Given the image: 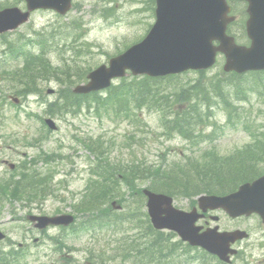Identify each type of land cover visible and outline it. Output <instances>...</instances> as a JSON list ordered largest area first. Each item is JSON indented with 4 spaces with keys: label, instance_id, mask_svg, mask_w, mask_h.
<instances>
[{
    "label": "rangeland",
    "instance_id": "1",
    "mask_svg": "<svg viewBox=\"0 0 264 264\" xmlns=\"http://www.w3.org/2000/svg\"><path fill=\"white\" fill-rule=\"evenodd\" d=\"M148 1L74 0L70 11L63 17L51 12L34 13L30 20L31 24L21 28L20 31L25 36H32L33 30L41 31L44 33L41 37L50 36L51 32L56 34L57 31L59 53L55 52L51 55L54 63L52 66L67 71V75L70 76L69 82L74 84L72 87H66L67 80H63L60 84L51 79L54 83L48 84V81L45 85L44 82H40L41 89L48 87L58 91V86L55 85L57 83L61 87L60 90H71L76 85L85 83L84 77L88 72L102 64H107L110 58L117 57L126 48L136 44L154 22L153 6L147 4ZM1 2L7 7L23 6L21 0H0ZM236 12L238 14L242 12L240 5L237 6ZM234 28L232 31L236 33L237 27ZM64 34L72 38H66ZM236 34L239 45H245L240 28ZM61 46L65 48L61 49ZM223 64L224 59L220 57L214 70L202 74L194 72L182 74L174 78V81L163 83L159 87L163 90V95L181 90L184 95L191 93L193 98L196 87L198 99L209 102L213 116L210 125L214 126L215 131L212 139L214 141L211 144L207 142L186 144L178 138L168 139L164 136L158 114H148L146 110H142L139 118L131 120L132 116L129 112L116 115L113 102L104 98L98 105L91 102L88 110L83 106L84 110L81 109L82 112L75 117L67 115L57 118L55 120L57 131L48 133L47 128H44L38 120L44 119L45 114L37 98L31 97L27 101L15 104L12 100L5 101L0 97V179L8 178L11 174L2 164L3 160H8L16 165L18 174L24 167L38 171L41 175L52 172L54 176L52 183L55 184L51 196L36 201L42 202L41 204L32 203L33 213H28L31 211L18 205L2 208L0 230L7 238L1 245L4 249L0 248V251L4 254L11 252L5 248L7 243L20 242L30 246L33 237L38 236L35 234L31 236L29 233V223L25 221L27 215L39 213L60 215L65 212L73 214L74 200L82 192L84 195L93 181L88 177L91 173L90 165L91 168L94 167L92 171L103 172L108 176V170L105 169L107 163L122 167L133 161H145L151 164L162 162L164 166H168L179 161L178 153L184 149H187L186 154L190 155L191 152L198 153L200 149L212 146L218 155L227 156L236 149H243L250 144L251 138L247 136L245 130L264 132V73L247 74L239 81H235L229 79V75H224ZM61 79L64 77L61 76ZM132 80L134 79L128 76L125 82ZM120 83L115 81L114 85ZM218 84L222 93H226V100L230 104L227 107H223V102L216 97ZM46 99L51 102L55 100V96H46ZM112 100L115 101L114 96ZM208 126L205 128L211 129ZM98 136L100 143L105 142L100 146L99 152L106 153L100 159L87 151L83 145L84 140L95 139ZM261 139L258 137V140ZM194 145L197 146L195 149ZM252 156L250 155L249 159ZM46 159L48 160L45 161ZM108 168L111 166L108 165ZM257 168L256 173H260V169H264V166L258 165ZM122 185L124 186L123 182L120 183L117 192L119 202L126 201V197L131 192L140 191L147 186L134 183L126 188ZM37 190L41 188L38 187ZM174 206L183 211L191 210L190 201L186 198H174ZM77 219L79 224L83 220L80 216ZM219 225L231 228L242 227L249 234V238L237 246L240 255L237 259H233L234 264H264V225L255 217L241 219L235 223L220 218ZM129 227L132 229L133 225L129 224ZM129 227L124 226L127 231H130ZM60 233L58 229L48 230L45 233L47 236L41 235V243L37 248L31 246L26 250H19L22 254L18 255L13 264H74L84 259L87 249L99 248L101 251H106L114 246L113 242L117 238V235L103 230L97 233L96 245L90 247L93 239L86 233L67 232V245H64ZM112 238L114 241L110 240Z\"/></svg>",
    "mask_w": 264,
    "mask_h": 264
},
{
    "label": "trees",
    "instance_id": "2",
    "mask_svg": "<svg viewBox=\"0 0 264 264\" xmlns=\"http://www.w3.org/2000/svg\"><path fill=\"white\" fill-rule=\"evenodd\" d=\"M65 37L67 38L66 35ZM74 42L76 43V41ZM36 66L39 69L37 71L28 68L15 72V76L20 77V80L17 82L25 90L33 86L35 79L38 80V78H56L57 80H61V76H63L70 81V76L67 75V71H61L58 67L53 68L48 63V60L37 61ZM26 67H34V64L27 65ZM228 78L234 79L235 81L240 80L236 75L229 76ZM172 81H174L172 77L165 79H149L144 77L139 80L134 79L128 83L123 81L121 85L109 90L108 97L110 99L114 96L117 105L124 112L128 110L132 118H137L139 110L143 108L149 112L158 114L163 129L169 133L181 136L184 140H189L197 130L200 132L210 125L213 116L210 112L209 102L205 99H198L196 87H194V98L191 93L184 95L181 90H176L169 93V95H163V90H160L159 87L163 83H170ZM217 91L218 96L216 95V97L223 102V107L226 106L228 104L226 93H222L219 84L217 85ZM96 96L93 95V99H96ZM58 99L48 108L49 113L52 115L59 116L68 113L75 103L78 109L81 106L79 104V97L71 95L66 90L60 92ZM196 136L201 137L202 135ZM87 142L85 145L86 148L99 159L106 154L99 152V147L105 143L103 141L100 143V138L96 140L88 139ZM249 153L252 154H248V159H245L243 156L244 153L241 152H237L229 157L213 159L211 157L216 155H205L200 160H194L192 162L191 159H188L182 165L173 166L172 168L164 167L163 163L155 165L146 163L145 161H133L131 164L129 163L121 167L111 165L106 161L111 166V168H108V165L105 166V169L108 170V176L103 172H96L95 176L97 180L92 182L86 193L77 200V205L74 206V209L80 214L93 215V213L97 212V216L95 217L97 219L99 218L98 213L100 212L99 215L103 217L102 222L110 225V227H113L117 223L124 224V221H131L135 225V229L132 230L134 236L124 238L128 240V243L124 245V247L128 245V253H130L129 245L135 243L141 248V251H146L145 253H149L153 257L155 264H161L163 262L156 254V250H151L159 246L164 247L165 250H176L183 259L189 252L187 251L188 247L184 246L180 241H174L172 234L154 231L146 215L140 212V204L143 200L140 192H131L127 201H122L129 211H133L130 215L127 212L116 217L115 214L103 208L107 207L112 201H118L119 197L117 192L122 182L126 188L134 183H145L149 190L171 197L185 196L191 198L200 194H227L236 189L241 183L259 176L262 170H264L260 169L261 173H256V169L258 168H255L254 165L259 160L264 165V150L257 149ZM250 155L253 156L249 159ZM37 176L26 175L22 176L21 179L19 177L20 180L18 179V181L10 180L1 182L0 204L2 201H23L29 203L38 197L41 198L44 196L40 192L44 185L34 180L38 178ZM38 187L41 190H37ZM138 205L139 207H137ZM137 221L141 228L137 226ZM136 231L137 233H135ZM127 256L135 261L136 256L134 253H130ZM4 262L0 255V264H8V262ZM162 264H181V262H174L171 259Z\"/></svg>",
    "mask_w": 264,
    "mask_h": 264
},
{
    "label": "water",
    "instance_id": "3",
    "mask_svg": "<svg viewBox=\"0 0 264 264\" xmlns=\"http://www.w3.org/2000/svg\"><path fill=\"white\" fill-rule=\"evenodd\" d=\"M216 1L221 5V13L224 12L222 0ZM51 2L60 14H65L69 9L70 0ZM212 2L213 0H157L156 23L146 39L124 55L112 59L109 68L103 66L92 72L88 76L90 83L77 91L88 93L107 88L111 79L123 77L126 70L131 71L133 75L162 77L190 69H206L213 64L217 51L223 53L226 58L225 72L234 71L240 74L264 69V31L256 25L253 11L247 23L251 47L246 49L235 46L232 39L223 35L225 24L229 20L224 18L223 13L215 11ZM250 4L251 10V0ZM262 4L263 11L258 14L259 21L264 20V0ZM43 5L45 8L51 7L47 0L43 1ZM10 13L12 12L6 11L0 14V23ZM5 21L8 24L20 22L18 19ZM214 40L220 43L216 48L212 47ZM48 124L52 127L51 122ZM143 193L147 198L146 207L155 229L174 231L182 241L191 246H199L222 260H227L230 244L242 236L238 232L218 234L216 229L198 234L199 229L194 227L198 219L196 209L191 213H184L172 207V199L169 197L148 191ZM198 208L203 212L222 209L231 217L257 212L264 218V177L251 185L240 187L238 192L227 197H201L198 199ZM30 220L38 221L40 224L36 227L39 229L48 225L67 226L73 221L69 216ZM2 238L0 235V240Z\"/></svg>",
    "mask_w": 264,
    "mask_h": 264
},
{
    "label": "bare ground",
    "instance_id": "4",
    "mask_svg": "<svg viewBox=\"0 0 264 264\" xmlns=\"http://www.w3.org/2000/svg\"><path fill=\"white\" fill-rule=\"evenodd\" d=\"M57 39H59V38H57ZM36 43L39 45L44 44L43 40H38ZM25 61L34 63V62H37L38 59L36 57L30 58L28 56H25ZM151 250H156V254L159 256L161 261H163L162 263H165L166 261H170L171 259H173L174 262L180 261L182 263V258L180 256V254L177 253L176 250H173V251L165 250V248L162 246H159L156 249L153 248ZM129 251H130V253L135 254L136 264H155L153 257L149 253H145L146 251H144V252L141 251V248L137 244H135V243L130 244L129 245ZM5 256H6V258H9V259L11 258V256L9 254H6ZM207 261L208 260H206V259L201 260V262H203V263H206Z\"/></svg>",
    "mask_w": 264,
    "mask_h": 264
},
{
    "label": "flooded vegetation",
    "instance_id": "5",
    "mask_svg": "<svg viewBox=\"0 0 264 264\" xmlns=\"http://www.w3.org/2000/svg\"><path fill=\"white\" fill-rule=\"evenodd\" d=\"M212 220V215L211 213L206 214L200 221L201 225L203 228H208L209 227V222ZM234 222V221H232ZM34 244H39V241H34Z\"/></svg>",
    "mask_w": 264,
    "mask_h": 264
}]
</instances>
